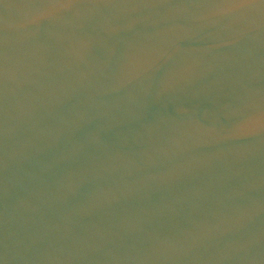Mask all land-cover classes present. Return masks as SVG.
Segmentation results:
<instances>
[{
  "label": "water",
  "instance_id": "1",
  "mask_svg": "<svg viewBox=\"0 0 264 264\" xmlns=\"http://www.w3.org/2000/svg\"><path fill=\"white\" fill-rule=\"evenodd\" d=\"M0 264H264V0H0Z\"/></svg>",
  "mask_w": 264,
  "mask_h": 264
}]
</instances>
